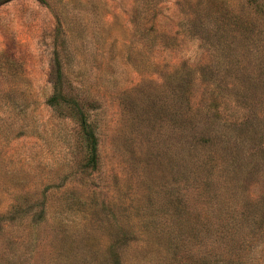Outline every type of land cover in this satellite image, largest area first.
Masks as SVG:
<instances>
[{
  "label": "rangeland",
  "instance_id": "obj_1",
  "mask_svg": "<svg viewBox=\"0 0 264 264\" xmlns=\"http://www.w3.org/2000/svg\"><path fill=\"white\" fill-rule=\"evenodd\" d=\"M0 264H264V0L1 4Z\"/></svg>",
  "mask_w": 264,
  "mask_h": 264
},
{
  "label": "trees",
  "instance_id": "obj_2",
  "mask_svg": "<svg viewBox=\"0 0 264 264\" xmlns=\"http://www.w3.org/2000/svg\"><path fill=\"white\" fill-rule=\"evenodd\" d=\"M9 0H0V5L7 2ZM59 91L58 88L56 86V92L54 95H52L49 99H48V103L51 106L57 105L58 103V96H59ZM71 102L77 107V119H78V124H79V128L80 131L85 139L86 142V149H87V163L89 166L95 167L96 163H97V138L96 135L91 127V125L89 124L88 120H87V116L86 113L83 112L81 110V108L78 107V105L71 100Z\"/></svg>",
  "mask_w": 264,
  "mask_h": 264
}]
</instances>
